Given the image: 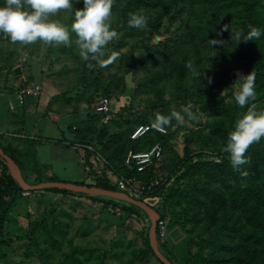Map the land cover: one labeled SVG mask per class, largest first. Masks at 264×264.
Returning a JSON list of instances; mask_svg holds the SVG:
<instances>
[{"label": "rangeland", "instance_id": "obj_1", "mask_svg": "<svg viewBox=\"0 0 264 264\" xmlns=\"http://www.w3.org/2000/svg\"><path fill=\"white\" fill-rule=\"evenodd\" d=\"M235 6L230 0H198L195 5L161 0L152 6L114 0L109 22L118 37L100 57L109 61L103 66L94 59H82L75 33L71 34L69 45L39 40L24 44L2 33L0 98L7 93L9 101L0 105V114L4 110L6 121L13 125L1 126L0 131L20 132L22 123L18 119H22L20 113H26V108L55 120L46 119L52 129L58 130L56 121L61 120V127L69 136L73 133L77 143L93 145L109 161L110 165L98 162L89 173L86 183L95 185L97 177L108 179L110 169H121L128 139L139 125L153 122L157 112L181 111L185 116L183 123L173 119L166 126L164 154L155 166L156 178L151 182L167 181V187H176L179 182L185 197L166 200L162 189L158 196H150L153 190H149L134 197L145 199L165 215L164 233L158 236L160 250L175 264H191L190 239L195 237L196 246L200 234L208 239L217 230L215 224L219 226L218 220L210 218L211 211L206 212L212 190L224 191V180L234 179L230 154L224 150V135L232 126L236 110L232 99L236 71L248 72L247 60L238 52L241 42L237 45L230 37L239 13ZM82 7L83 0H74L73 8L59 10L52 18L70 29L75 11ZM137 12L148 16L147 26L142 29L128 23L130 13ZM212 39L225 42L213 45ZM112 52L116 53L114 58ZM150 54L156 59H151ZM188 64L201 75L194 76ZM33 85H40L41 89L30 96L29 105L18 113L12 111L20 91ZM104 97L110 100L107 111L101 108ZM243 113L242 109L240 116ZM3 133L0 142L4 145L8 139V151L20 160L19 149L10 140L13 137ZM65 150L61 155H78L72 147ZM261 152L264 154V138L247 150L248 163L235 170L237 179H259L263 169ZM219 162L221 167L217 166ZM84 175L81 170L75 178L85 179ZM58 180L73 182L74 178ZM197 189L199 193L200 189L205 191L202 201L192 195ZM76 191H24L0 233V264H74L76 257L85 258L87 253L91 258L84 264H98V257L103 254V264H162L147 250L145 242L153 220L150 214L123 199ZM199 210L200 218L196 216ZM208 227L210 234L205 232ZM201 248L209 249L205 244Z\"/></svg>", "mask_w": 264, "mask_h": 264}, {"label": "trees", "instance_id": "obj_2", "mask_svg": "<svg viewBox=\"0 0 264 264\" xmlns=\"http://www.w3.org/2000/svg\"><path fill=\"white\" fill-rule=\"evenodd\" d=\"M133 1L145 2L150 6H152L153 4L157 5L159 4V2H161V0H130V3H132ZM180 1L183 3H192V5H195V2H198V0H174L176 4H178V2ZM2 3L3 0H0V4ZM230 4L236 5L235 8L239 10L237 18L234 21V25L232 26V29L234 31L243 30V32L246 34L250 30L249 26H255L264 30V0H230ZM1 35L2 32H0V37ZM262 41L264 43V35H262L261 38H259L258 40H250L246 42L242 41L241 48L238 50V52L242 54V57L247 60V73L251 71L255 73L256 96L254 99L250 100L249 104H246L244 108H239L236 105V110L234 111L233 115V123L231 124L232 126H230V128L226 131L224 135L225 144L227 142L229 133L233 130L235 126L236 120L240 117V111L243 109L246 112L252 105L253 107L251 108L259 110L264 105V52ZM150 58H154V60L156 59L154 54H150ZM151 135H158V137L154 138L151 137ZM164 137L165 135L159 132H149L138 139H132L130 135L128 139V147L120 163L121 169H117V171L120 173L124 172L129 175H136L137 177L145 180L146 184H149L152 180L156 178L155 166L149 167L145 172H137L136 169H129L127 166H125L124 159L129 150L133 149L135 151H139L144 148H148L157 141L161 140L162 142ZM163 145H165V142H163ZM0 146L21 167V161L15 155L10 153L8 151V148L4 146L1 142ZM261 153L262 154L260 156L263 157V169L258 174L259 179H249L248 181L243 182L242 179H237L238 177L236 171L231 169V173L233 174L232 177L234 179L224 180V191L212 190L209 196L211 199L206 204V212L209 213L211 211L210 218L213 219L214 222L218 220L219 226L215 224L217 230H215V233L213 232L214 235L208 237V239L204 238V234H200L199 238L201 239L197 238V241H195L196 246H193L195 237H192L190 239L189 262L191 264H264V154L263 152ZM255 154L256 152H254V155ZM256 157L259 158L257 154ZM0 162L3 165V172L0 176L1 233L5 229L8 215L16 199L24 191H26V189H24L22 185L18 182V180L12 175L10 169L7 167V164L5 163L2 157H0ZM113 165L115 166L114 163ZM217 166L221 167V162L217 163ZM97 179L98 180L95 186L105 189L120 190L116 185L112 183V181L107 178L97 177ZM50 180L54 181L58 180V178L50 177L48 179H39L40 182ZM73 182L78 184H87L86 181ZM166 182L167 181H161L159 185L153 188L152 194L149 195L158 196V192L160 191V189H162L163 191H165L164 197L166 200H170L173 197H185V189L181 186V184H179V182L177 185L174 184L176 185V187H167ZM44 189L63 193L72 191L70 189L59 188ZM78 193L82 195L88 194L83 191H79ZM198 193L199 190L197 189L194 191V193H192V195L196 200L202 201L205 196V191L200 189V193ZM138 199L147 202L143 198ZM211 202L214 203L212 204ZM148 204L154 207L152 204ZM131 206L135 208H140L139 206L133 203H131ZM126 210L131 211L132 209L130 207H126ZM159 214V219L157 221V237L159 236L158 222L165 216L164 214ZM196 216L200 218V210L196 214ZM196 216L193 215L192 217L195 218ZM205 232L210 234L209 227L207 228V230H205ZM149 235L150 234L148 232L147 238L145 240L147 250H149L153 255L157 256L152 247V241ZM204 244L209 248L207 249V251L202 250L201 248L202 246L204 247ZM198 246V250L195 249V247ZM91 253H93V251H91ZM164 255L174 263V261L169 255L165 253ZM104 256L105 254L99 255L98 264H103ZM90 258L91 257L88 256V253L85 258L76 257L74 259V264H84L85 261L89 260ZM157 258L162 264H164L158 256Z\"/></svg>", "mask_w": 264, "mask_h": 264}, {"label": "clouds", "instance_id": "obj_3", "mask_svg": "<svg viewBox=\"0 0 264 264\" xmlns=\"http://www.w3.org/2000/svg\"><path fill=\"white\" fill-rule=\"evenodd\" d=\"M73 3L74 0H3L0 4V32L7 34L14 42L30 44L39 40L65 45L71 43V34L75 33V42L82 59L85 61L94 59L103 66L109 61L102 60L100 57L105 56L106 46L118 37V32L109 22L114 0H83V7L75 11L74 20L69 29L52 17L59 10L73 8ZM128 23L132 27L142 29L147 26L148 16L139 12L130 13ZM249 27L250 30L246 34L243 30L232 32L231 41L234 40L238 45L242 41L258 40L264 35V30L255 26ZM211 41L213 45L225 42L216 39ZM115 55V52L111 53L113 58ZM187 67L194 76L201 75V72L192 64H188ZM236 77L232 85V99L239 108H244L256 96V76L253 71L244 74L237 70ZM173 119L183 123L185 116L175 109L169 114L157 112L153 126L163 131ZM262 138H264V109L255 110L250 107L236 120L224 145V150L230 154V163L234 170H240L242 165L248 163V157L245 155L247 150Z\"/></svg>", "mask_w": 264, "mask_h": 264}, {"label": "crops", "instance_id": "obj_4", "mask_svg": "<svg viewBox=\"0 0 264 264\" xmlns=\"http://www.w3.org/2000/svg\"><path fill=\"white\" fill-rule=\"evenodd\" d=\"M29 99L30 96L26 97L23 104L16 101L18 103L12 105V108L16 109L12 111L18 113L19 110H24V107L29 105ZM8 101L7 93H5L4 97L0 98V105L3 102ZM32 110L33 109L26 108V113L21 112L20 116L22 119H18L16 116L15 119H18V121L22 123L20 132H4L6 135L11 134L10 136L13 138L10 140L13 141L14 144L17 145L16 148L19 149V153L21 154V157H19L21 161L20 169L24 178L27 181L32 180L34 182L39 181V179H48L50 177H57L58 179L74 178V181H87L86 179L90 176L89 173L92 172L89 170L91 167H89L90 165L87 161V158L89 157V154L87 153L90 150H85L79 146L80 143H77L79 140L74 138L73 133L69 136L68 133L65 132L61 127V120L56 121L59 129H52L46 123V119L52 121L50 117L47 116L48 118H45L42 115H36L34 113L35 110ZM3 112L4 114H0V128L1 126L5 127L6 125L12 124L11 121H6V116L8 115L5 114L6 112L4 110ZM53 121L55 122V120ZM0 133H3V131H0ZM6 141L3 142L5 143V146L6 144H10L8 143V139ZM71 147L74 148L76 152L78 151V155L73 156L67 153L61 155V152L66 151L65 148ZM61 148H63V151H61ZM44 151H47L46 155L43 154ZM59 151L60 154H57ZM16 157L18 158V156ZM61 157L64 160L59 159ZM60 163H62V165H60ZM67 169H69V171ZM81 170L86 174L84 175L85 179H76L75 177L80 176ZM2 172L3 165L0 163V176ZM37 191H42V189Z\"/></svg>", "mask_w": 264, "mask_h": 264}, {"label": "built area", "instance_id": "obj_5", "mask_svg": "<svg viewBox=\"0 0 264 264\" xmlns=\"http://www.w3.org/2000/svg\"><path fill=\"white\" fill-rule=\"evenodd\" d=\"M40 85L26 86L24 87L19 95V102L23 104L25 102L26 97L37 94L40 91ZM110 105V100L108 97H104L101 101V108L104 111H107ZM149 132H159L162 134L167 133L166 127L163 131L155 128L153 126V122H149L147 124L139 125L131 134L132 139H138ZM85 150H90L92 153L87 158L88 164L90 165L89 170L92 171L96 168L98 162H102L103 165H110L109 161L102 156L97 149L91 144H79ZM164 154V145L161 141L155 142L152 146L148 148H144L139 151H135L133 149L129 150L124 159V165L129 169H136L137 172H145L151 166H157L159 161L162 159ZM92 169V170H91ZM109 174L108 179H113L112 182H115L120 191L126 192L131 196H138L142 193H146L149 190H153V188L160 184L158 180L150 182L146 184L142 181L141 178L136 175H129L124 172H115L114 169H110L108 171ZM159 219V218H158ZM159 226V234L164 233L165 221L160 219L158 222Z\"/></svg>", "mask_w": 264, "mask_h": 264}, {"label": "water", "instance_id": "obj_6", "mask_svg": "<svg viewBox=\"0 0 264 264\" xmlns=\"http://www.w3.org/2000/svg\"><path fill=\"white\" fill-rule=\"evenodd\" d=\"M15 72L19 73L20 69L16 68ZM0 157L4 159L12 175L18 180V182L22 185V187L28 191L40 190L44 188L70 189V190L83 191L86 193H98L102 195H108L111 197L126 200L130 203L139 206L141 209H143L148 214H150V216L153 217L152 224L150 227V237L152 241V247L156 255L160 258V260L164 264H174L168 257L164 255V253L159 248L158 237H157V221L159 218V213L154 207L149 205L147 202L138 199L136 197H133L130 194L120 190L105 189L95 185L78 184L71 181L50 180V181H43V182L30 184L22 175L19 164L8 153H6V151L1 146H0Z\"/></svg>", "mask_w": 264, "mask_h": 264}]
</instances>
